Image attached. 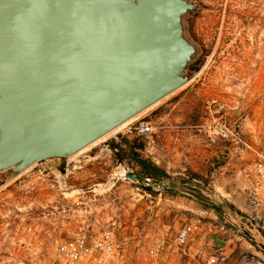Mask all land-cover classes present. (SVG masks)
Returning a JSON list of instances; mask_svg holds the SVG:
<instances>
[{"label":"rangeland","instance_id":"obj_1","mask_svg":"<svg viewBox=\"0 0 264 264\" xmlns=\"http://www.w3.org/2000/svg\"><path fill=\"white\" fill-rule=\"evenodd\" d=\"M196 2L186 24L199 51L185 71L191 79L184 86L130 125L74 154L68 170L65 160L49 158L17 176L0 173V264H52L62 245L89 222L115 223L119 234L128 237L130 261L139 262L150 258L162 241L167 251L185 224L221 220L235 230L229 217L236 212L247 223L242 231L259 235L253 252L264 264V208L247 217L232 210L227 199L228 192L245 188L240 172L252 152L235 157L233 142H210L202 126L207 117L226 121L259 146L264 131V0ZM142 118L151 121V133L134 129ZM130 143L167 176H146L160 185L120 177L96 189L109 183L120 161H133L134 172L141 171ZM213 200L223 203L220 209Z\"/></svg>","mask_w":264,"mask_h":264},{"label":"water","instance_id":"obj_2","mask_svg":"<svg viewBox=\"0 0 264 264\" xmlns=\"http://www.w3.org/2000/svg\"><path fill=\"white\" fill-rule=\"evenodd\" d=\"M197 7L0 0V173L74 155L184 86L199 51L186 24Z\"/></svg>","mask_w":264,"mask_h":264},{"label":"built area","instance_id":"obj_3","mask_svg":"<svg viewBox=\"0 0 264 264\" xmlns=\"http://www.w3.org/2000/svg\"><path fill=\"white\" fill-rule=\"evenodd\" d=\"M202 126L210 142H216L218 139L233 142L236 146L235 157L242 159L246 152H252L241 171L246 184L245 200L254 212L262 210L264 208V131L259 137V143H257L259 146L256 147L254 143L244 140L239 132L226 121L211 122L207 117ZM131 129L132 126L129 130ZM134 129L139 134L145 135L151 133L154 128L150 120L142 118ZM115 150L117 151L118 148L115 147ZM71 158L72 156H68L63 159L66 161V170L71 165ZM133 164L134 162L130 160L120 161L115 174L124 169V175L118 178L125 177L126 173L135 171ZM200 234L199 224H185L179 229L167 251L164 252L165 242L162 241L156 245L150 258L131 262L128 237L119 234L115 223L100 226L96 222H89L62 245L52 264H165L166 254H175L181 259L189 257L191 245L200 238ZM203 261L202 264H232L229 255L218 247L215 252H208ZM236 264L263 263L255 259L252 251Z\"/></svg>","mask_w":264,"mask_h":264},{"label":"crops","instance_id":"obj_4","mask_svg":"<svg viewBox=\"0 0 264 264\" xmlns=\"http://www.w3.org/2000/svg\"><path fill=\"white\" fill-rule=\"evenodd\" d=\"M240 175L243 182L241 172ZM227 195H229L227 199L231 203L232 210L238 209L244 212L247 217L252 216L254 210L246 203L244 189L243 191L235 189L228 192ZM229 218L235 223V230L227 229L221 220L220 222L199 224L201 228L200 238L191 245V255L181 259L178 255L166 254L165 264H202L204 263L203 258L210 252L209 247L211 246H218V248L223 249L229 255L230 263L240 262L243 256L254 251L253 241H257L259 235L255 234L252 229L242 231L241 227L247 225V223L243 220V216H240V213L231 214ZM251 224L254 225V223ZM231 242H233V247H230Z\"/></svg>","mask_w":264,"mask_h":264},{"label":"trees","instance_id":"obj_5","mask_svg":"<svg viewBox=\"0 0 264 264\" xmlns=\"http://www.w3.org/2000/svg\"><path fill=\"white\" fill-rule=\"evenodd\" d=\"M131 153V157L135 160V162L141 167L140 174L144 177H157L161 178L167 176L166 172L157 164L152 163L146 158H143L139 153L135 152V147L130 143L128 148ZM216 209H220L221 206H218L214 201L211 203Z\"/></svg>","mask_w":264,"mask_h":264},{"label":"bare ground","instance_id":"obj_6","mask_svg":"<svg viewBox=\"0 0 264 264\" xmlns=\"http://www.w3.org/2000/svg\"><path fill=\"white\" fill-rule=\"evenodd\" d=\"M147 109H148V108H147ZM138 116H139V114H138L137 116H135L134 118L128 120L127 122H125V123L122 124L121 126H124V125H126V124H129L132 120L138 118ZM119 127H120V126H119ZM117 128H118V127H117ZM108 134H109V133H108ZM108 134L104 135L102 138H105L106 136H108ZM102 138H101V139H102ZM99 140H100V139H99ZM92 144H93V143H92ZM75 155H76V154H75ZM71 156H74V155H71ZM124 173H125L124 169L119 170V172H117L113 177H111L109 183H107V184H98V185L95 186V188H96V189H103V188H105L107 185L114 183V182L117 180V178H118L119 176H123ZM74 191H77V190H75V189H74V190H69L70 193H73Z\"/></svg>","mask_w":264,"mask_h":264},{"label":"flooded vegetation","instance_id":"obj_7","mask_svg":"<svg viewBox=\"0 0 264 264\" xmlns=\"http://www.w3.org/2000/svg\"><path fill=\"white\" fill-rule=\"evenodd\" d=\"M213 103H219V101L217 99L213 100Z\"/></svg>","mask_w":264,"mask_h":264}]
</instances>
